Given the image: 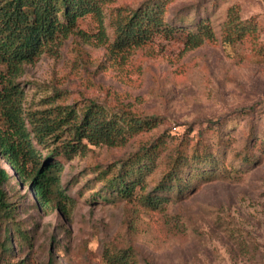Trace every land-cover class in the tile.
Here are the masks:
<instances>
[{
    "label": "rangeland",
    "instance_id": "1",
    "mask_svg": "<svg viewBox=\"0 0 264 264\" xmlns=\"http://www.w3.org/2000/svg\"><path fill=\"white\" fill-rule=\"evenodd\" d=\"M145 1L117 0L107 7L106 41L97 39L99 24L87 17L79 23L81 33L24 66L17 82L29 110L48 109L46 102L55 99V106L94 102L157 118L159 125L122 146H90L71 160L62 158L64 209L56 201L51 209H41L27 185L6 184L15 222L31 240V247L22 246L20 235H13L10 262L106 264V247H132L141 264H264V158L203 184L188 199L161 211L137 199L162 177L168 155L183 140L194 144L208 120L233 128L228 139L238 149L251 130L264 140V0H171L168 21L182 19L189 25L204 18L215 38L187 49L181 39L157 36L128 53L112 54V13L136 9ZM233 18L255 23L256 32L226 44L224 29ZM159 137L166 149L153 175L147 176L146 190H137L131 201L118 199L108 186L118 170L115 164ZM0 166L10 170L4 161ZM4 226L0 224V264L6 257Z\"/></svg>",
    "mask_w": 264,
    "mask_h": 264
},
{
    "label": "trees",
    "instance_id": "2",
    "mask_svg": "<svg viewBox=\"0 0 264 264\" xmlns=\"http://www.w3.org/2000/svg\"><path fill=\"white\" fill-rule=\"evenodd\" d=\"M116 1L0 0V160L10 168L0 166V224H5L7 243L2 244L6 255L2 264H28L23 260L10 262L14 234L20 235L22 246L31 247L29 235L15 222V207L6 184L16 181L19 186L27 185L41 209H51L55 201L59 209H64L68 202L60 186L64 171L62 158L71 160L90 146H122L159 125L157 118L112 111L94 102L55 106V99L46 102L51 106L48 109L32 111L25 107V91L17 82L24 66L34 63L71 35L81 33L79 23L87 17L95 18L99 24L97 39L101 43L106 41V9ZM170 2L146 0L136 9L114 10L110 19L114 29L110 52L123 55L157 36L181 39L187 49L215 38L213 27L204 18H197L189 25L182 19L168 21ZM256 29L255 23L230 19L224 29V41L226 44L240 41ZM207 123L194 144L183 140L175 154L168 155V167L162 177L150 192L137 198L141 205L161 211L173 201L188 199L205 183L262 162L264 140L253 130L238 149L228 139L233 128L228 130L218 119ZM41 149L48 152L47 156ZM165 149L166 142L159 137L115 164L118 170L108 186L118 199L131 201L137 190H146L147 176L153 175ZM234 163L240 166L235 167ZM103 258L106 264H141L132 247H106Z\"/></svg>",
    "mask_w": 264,
    "mask_h": 264
}]
</instances>
